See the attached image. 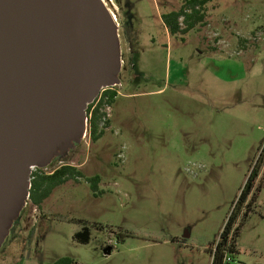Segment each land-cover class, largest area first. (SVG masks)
Returning <instances> with one entry per match:
<instances>
[{
  "label": "rangeland",
  "instance_id": "374dc122",
  "mask_svg": "<svg viewBox=\"0 0 264 264\" xmlns=\"http://www.w3.org/2000/svg\"><path fill=\"white\" fill-rule=\"evenodd\" d=\"M184 1L107 0L125 65L104 107L110 124L93 141L88 123L43 168L72 165L83 176L41 207L27 200L6 264H212L257 165L260 189L225 264H264V0H210L207 23L174 36L164 16ZM85 228L89 243L76 237Z\"/></svg>",
  "mask_w": 264,
  "mask_h": 264
},
{
  "label": "water",
  "instance_id": "95a60500",
  "mask_svg": "<svg viewBox=\"0 0 264 264\" xmlns=\"http://www.w3.org/2000/svg\"><path fill=\"white\" fill-rule=\"evenodd\" d=\"M122 66L101 0H0V247L30 198L33 168L81 142L89 105L121 85Z\"/></svg>",
  "mask_w": 264,
  "mask_h": 264
},
{
  "label": "trees",
  "instance_id": "16d2710c",
  "mask_svg": "<svg viewBox=\"0 0 264 264\" xmlns=\"http://www.w3.org/2000/svg\"><path fill=\"white\" fill-rule=\"evenodd\" d=\"M209 2L210 0H185L177 10L166 14L164 16V23L170 34L174 36H183L195 28L206 24L208 18L207 5ZM183 39L185 38L183 37ZM117 95L118 91L114 88L107 89L102 93L98 102L96 100L89 105L87 114L89 117L90 134L93 141L99 140L106 133L110 121L106 117L107 114L104 112V107L112 105ZM102 124L103 126H101ZM42 170L43 168L36 167L31 176L32 187L30 190V199L32 203L38 207L42 206L43 202L52 195L58 186L72 179L78 180L79 177L83 176L82 172L72 165H63L51 173H46ZM259 173L260 168L257 165L249 176L234 211L219 236L212 264H225L224 252L226 253L228 251L230 253L231 250H235V244L237 243V238L240 235L243 223L251 213L252 202L246 205V207L245 203L255 189V181ZM90 182L92 190L98 191L99 189L97 188L100 183V177H93L90 179ZM259 189L260 188L255 189L253 200L257 198ZM240 216L242 217L241 222H239ZM230 238L232 239V248L229 249L228 245ZM84 243L89 242L85 241ZM211 252H213L212 249ZM72 263H74V259L70 257H63L54 262V264Z\"/></svg>",
  "mask_w": 264,
  "mask_h": 264
},
{
  "label": "flooded vegetation",
  "instance_id": "af4514ba",
  "mask_svg": "<svg viewBox=\"0 0 264 264\" xmlns=\"http://www.w3.org/2000/svg\"><path fill=\"white\" fill-rule=\"evenodd\" d=\"M124 67H125V65L122 66L121 72L124 71ZM94 193L97 194L98 191H94ZM10 235H12V229H10L9 235L5 239L3 245L0 247V256H2V258H3L2 260H0V264H6V262H5V260H6V247H5V245H6V242L8 241V239L12 238V236H10ZM76 235L78 236V238H81L82 239V242H85V241L90 242V237H89L90 232L88 231L87 228H85L83 231L78 232ZM72 264H75V261Z\"/></svg>",
  "mask_w": 264,
  "mask_h": 264
},
{
  "label": "bare ground",
  "instance_id": "6f19581e",
  "mask_svg": "<svg viewBox=\"0 0 264 264\" xmlns=\"http://www.w3.org/2000/svg\"><path fill=\"white\" fill-rule=\"evenodd\" d=\"M104 5L106 6V8L108 9V11L110 12L113 20H114V23H115V27H116V30H117V33H118V36L120 38V28H121V25L119 24L118 20L116 19V16L114 15V13L112 12V10L110 9V7L108 6V2L107 0H101Z\"/></svg>",
  "mask_w": 264,
  "mask_h": 264
},
{
  "label": "built area",
  "instance_id": "2783aa9c",
  "mask_svg": "<svg viewBox=\"0 0 264 264\" xmlns=\"http://www.w3.org/2000/svg\"><path fill=\"white\" fill-rule=\"evenodd\" d=\"M113 88H114V87L103 89L102 92L100 93V95L98 96V98L96 99L97 102H98V100H99L100 97L102 96V93H103L105 90H107V89H113ZM96 100H95V101H96ZM95 101H94V102H95ZM94 102H93V103H94ZM91 104H92V103H91ZM88 123H89V117H87V126H88ZM87 134H88V127H87V131H86L84 137H86ZM35 169H36V167L33 168L32 173H33V171H34ZM227 254H228V251L226 252V255H225V262H226V259H227V261H229V257L227 256Z\"/></svg>",
  "mask_w": 264,
  "mask_h": 264
}]
</instances>
